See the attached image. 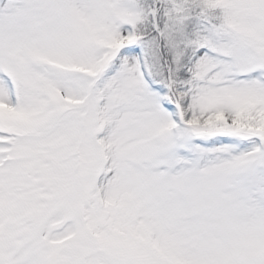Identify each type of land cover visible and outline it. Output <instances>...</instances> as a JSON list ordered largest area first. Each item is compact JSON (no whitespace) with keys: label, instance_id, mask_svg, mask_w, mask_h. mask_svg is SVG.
Returning <instances> with one entry per match:
<instances>
[{"label":"snow or ice","instance_id":"6c2138e0","mask_svg":"<svg viewBox=\"0 0 264 264\" xmlns=\"http://www.w3.org/2000/svg\"><path fill=\"white\" fill-rule=\"evenodd\" d=\"M0 264H264V0H0Z\"/></svg>","mask_w":264,"mask_h":264}]
</instances>
